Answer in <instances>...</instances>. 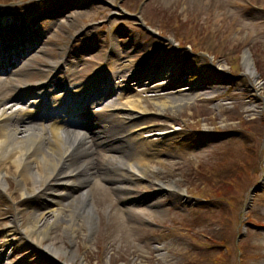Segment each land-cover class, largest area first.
I'll list each match as a JSON object with an SVG mask.
<instances>
[{
    "label": "rangeland",
    "instance_id": "1",
    "mask_svg": "<svg viewBox=\"0 0 264 264\" xmlns=\"http://www.w3.org/2000/svg\"><path fill=\"white\" fill-rule=\"evenodd\" d=\"M0 1V27L2 21L7 27L14 16ZM57 1H28L15 9L43 30L35 33L39 41L53 28L56 34L51 41L61 48L72 35L92 26L76 42L70 59L80 61L72 77L75 83L102 60L107 44L116 50L109 70L118 77L127 68L138 70L132 64H141L147 48L166 40L169 47L156 51L149 66L165 64L166 71L181 68L194 51L186 74L179 72L172 79L178 84L176 90L185 89L186 94L192 93L188 89L193 84L203 85L185 101L171 102L175 89L128 93L130 98L146 97L150 109L143 133L151 135L148 158L153 164L164 161L169 169L162 179L178 176L185 193L159 192L143 182L132 186L133 201L95 191L96 230L90 235L82 228L76 237L83 263L264 264V0H146L140 10L143 0H107L109 5L82 0L85 3L78 8L50 17V12L62 8ZM146 30L160 32L166 39L150 38ZM133 43L141 48L125 51ZM173 44L176 50L170 48ZM58 46L48 43L33 66L59 61ZM246 53L255 78L244 68ZM44 78L39 73L28 80L35 83ZM203 88L214 89L202 96L208 93ZM163 103L166 109L156 106ZM171 125L182 131L170 133ZM6 184L7 195L0 197V217L5 219L0 222V234L9 227L11 214L23 198L12 172ZM257 184L261 191L249 202L250 189ZM31 186L28 183L27 188ZM32 213L24 209L21 227ZM39 254L23 256L25 260L6 259L3 264H78L66 263L63 255L49 261L47 254Z\"/></svg>",
    "mask_w": 264,
    "mask_h": 264
},
{
    "label": "bare ground",
    "instance_id": "2",
    "mask_svg": "<svg viewBox=\"0 0 264 264\" xmlns=\"http://www.w3.org/2000/svg\"><path fill=\"white\" fill-rule=\"evenodd\" d=\"M72 5L78 4L74 2ZM53 62L51 63L54 64ZM243 65L248 75L255 78L256 72L248 53L243 57ZM79 66V59L70 61L71 76L75 75ZM166 68L165 65L156 67L154 74L159 77L165 73ZM15 69L11 74L14 76L13 81L0 79V189H6L7 176L12 172L17 190L24 198L23 204L16 207L18 216L16 219L15 215L12 216L10 227L3 237L15 240L23 232L28 238L27 241H14L15 253L32 251L39 255L45 252L53 258L63 255L67 258L66 263L84 264L77 249L76 237L82 228H86L90 235L96 230L98 211L93 196L97 190H103L107 196H125L130 194L134 184L143 182L159 192L184 195L178 176L175 179H162L161 175L169 169L165 162L159 159L158 163L153 164L148 158L152 142L148 139L150 134L143 136L147 128L144 122L150 113L146 97L140 95L127 98L115 91L117 99L109 100L106 107L118 108L116 113H91L86 109L76 112L79 110L71 109L64 116H55L46 123H38L24 108L20 107L15 112L12 107L6 108L4 104L9 101L10 96L12 101H20L22 104L24 101L17 96V90L31 85L26 77L29 72L20 65ZM167 74L168 72L162 82ZM123 77L126 81L122 83L128 82L129 75L125 74ZM169 78L162 83L163 90L170 85ZM158 81L160 80L155 82ZM151 83L139 78L137 87L148 89ZM126 87L130 88L131 85ZM162 88L159 90L162 91ZM204 89L207 88L202 90ZM189 90L192 92L190 94L199 92L201 84L195 83ZM190 94H186L184 89L175 90L170 99L171 102L178 101L179 98L185 101L190 98ZM51 95L55 97V104H63L60 89ZM107 96H98V102ZM74 104L78 108H84L89 103L84 104L77 97ZM156 106L166 109L167 104ZM91 127L94 128L89 131ZM133 129H137L138 133L124 142H110L113 137ZM121 131L124 132L119 133ZM28 183H32L30 190L27 188ZM47 183L49 185L43 189ZM150 205L155 206L156 203L151 202ZM23 208H30L33 213L27 225L21 227ZM131 212L133 213L132 210ZM2 221L5 219L1 217L0 222ZM6 242L0 244V248H3L0 250L2 263L7 257Z\"/></svg>",
    "mask_w": 264,
    "mask_h": 264
},
{
    "label": "water",
    "instance_id": "3",
    "mask_svg": "<svg viewBox=\"0 0 264 264\" xmlns=\"http://www.w3.org/2000/svg\"><path fill=\"white\" fill-rule=\"evenodd\" d=\"M260 189L259 188H254L253 190H252V193H256V192H258Z\"/></svg>",
    "mask_w": 264,
    "mask_h": 264
}]
</instances>
